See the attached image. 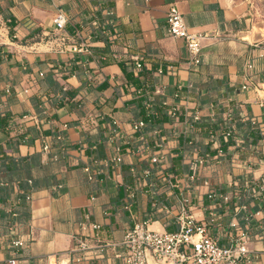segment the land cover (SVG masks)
<instances>
[{
    "label": "crops",
    "instance_id": "1",
    "mask_svg": "<svg viewBox=\"0 0 264 264\" xmlns=\"http://www.w3.org/2000/svg\"><path fill=\"white\" fill-rule=\"evenodd\" d=\"M174 4L204 35L198 65L185 41L168 34ZM61 11L68 40L59 51L52 46L63 32L53 19ZM105 22L112 41L93 38ZM88 39L91 53L71 50ZM152 82L161 122L136 132L133 107ZM62 94L63 104L51 106ZM6 113L0 146L23 159L0 170V264H126L128 229L145 221L175 231L183 209L221 245L247 233L248 264H264L259 0H0ZM225 128L239 135L222 151ZM16 239L26 245L16 248ZM146 264L161 263L149 256Z\"/></svg>",
    "mask_w": 264,
    "mask_h": 264
},
{
    "label": "built area",
    "instance_id": "2",
    "mask_svg": "<svg viewBox=\"0 0 264 264\" xmlns=\"http://www.w3.org/2000/svg\"><path fill=\"white\" fill-rule=\"evenodd\" d=\"M55 30L63 32L57 37L56 42L52 46L57 50L64 49L67 44L66 24L67 16L64 12H58L53 19ZM113 26V23L110 22ZM100 33L108 37L112 41L115 33H110L105 24L101 25ZM167 31L174 37L182 38L190 54L191 61L198 65L202 60V39L203 34L193 31L185 22L183 13L177 5H171L167 12ZM94 39L98 38V34H94ZM90 39L70 44L73 52L91 53L92 45ZM138 67L142 65L137 64ZM151 110L152 102L146 104ZM46 112V109H43ZM177 112L172 111V116H176ZM117 126V121L114 120ZM147 122L143 119H136L133 122V129L141 132L146 127ZM117 133L118 129L115 127ZM232 132V130H229ZM229 135V134H228ZM49 148L46 144L45 149ZM122 156L118 155L113 158L114 162H120ZM152 160L159 162L160 157L155 155ZM149 174L147 170L145 172ZM210 197L217 196L216 193H210ZM27 199H31V195H27ZM94 227L100 226L95 224ZM247 233L234 240L230 245H221L219 241L211 235L206 224H198L187 210L183 209L179 228L175 231H157L148 227L147 222H138L127 230L124 238L126 255L124 260L126 264H146L149 256L159 261L161 264H185L194 262L196 264H248L251 260L250 249L247 245ZM16 248L26 245L21 239L12 241ZM87 243L80 242V248L86 249ZM17 251V249H16ZM11 264H17V260L11 259Z\"/></svg>",
    "mask_w": 264,
    "mask_h": 264
},
{
    "label": "trees",
    "instance_id": "3",
    "mask_svg": "<svg viewBox=\"0 0 264 264\" xmlns=\"http://www.w3.org/2000/svg\"><path fill=\"white\" fill-rule=\"evenodd\" d=\"M106 28H108V30L110 31V33H115L114 28L112 27V25L108 22L104 23ZM98 34V40L99 39H104L106 41H108V37L105 36L104 34L100 33V31H97ZM136 84L138 86H140L139 82H136ZM138 89H140V87H137ZM137 89V90H138ZM143 89V90H142ZM141 92L138 96V98H136V102L134 104L133 108H138L139 112H140V117L141 119H143L144 121L147 122V127L148 126H157V124H159V122H161V118H159L158 113H159V109L154 103L153 107L151 108V110H149L146 106V104L148 102H153L151 99L152 93L154 91V83L152 82L149 86H147L146 88H142ZM65 100V96L62 94V96L60 98H58L57 100H52L50 99V104L51 106H58L63 104ZM172 116V112L170 114ZM8 114L6 113L4 116L0 117V126L4 127L7 126V119H8ZM253 123V122H252ZM230 128H225L222 132V134L219 136V140L221 142V146L220 148L222 149V151L227 149V146L229 144L235 143L236 139L235 137H237L239 134L236 132H234L233 129L232 132H229ZM229 134V135H228ZM250 135L253 137V141H256L257 139L261 138V133L260 131L257 130H253L250 132ZM226 136V138H225ZM24 140L23 137H19L18 141L22 142ZM221 151V150H220ZM219 152V151H214V153ZM23 158L21 157H17V158H9L5 152L2 146H0V170H4L7 168H11L13 167V165H15L18 161L22 160Z\"/></svg>",
    "mask_w": 264,
    "mask_h": 264
},
{
    "label": "water",
    "instance_id": "4",
    "mask_svg": "<svg viewBox=\"0 0 264 264\" xmlns=\"http://www.w3.org/2000/svg\"><path fill=\"white\" fill-rule=\"evenodd\" d=\"M259 1H260L261 5H262V7L264 9V0H259Z\"/></svg>",
    "mask_w": 264,
    "mask_h": 264
}]
</instances>
